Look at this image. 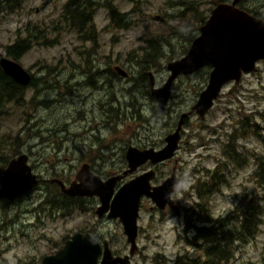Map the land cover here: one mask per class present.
<instances>
[{"label": "rangeland", "instance_id": "374dc122", "mask_svg": "<svg viewBox=\"0 0 264 264\" xmlns=\"http://www.w3.org/2000/svg\"><path fill=\"white\" fill-rule=\"evenodd\" d=\"M0 1V56H6V46L28 37L27 29L36 32L31 47L17 61L35 84L25 87L23 108L13 102L0 107V130L6 135L8 156L17 149L19 135V151L28 156L39 179L16 200L0 199L10 204L6 210L0 206V264H40L44 255L55 253L76 232L92 233L106 239L112 250L128 253L120 220L96 215V196L65 198L49 179L68 184L83 164L107 179L127 169L128 146L164 145L180 114L191 111L205 88L211 67L179 75L161 112L155 109L157 100L151 97L143 72H151L154 87H161L169 75L167 63L183 56L191 44L187 32L199 34L200 17L194 19L188 11L182 16L184 9L173 2L177 0H89L92 20L80 21L77 28L64 18L68 0H19L20 6L11 10L2 9L5 3ZM215 1L199 0L198 10L208 18L222 2ZM111 5L124 20L111 22ZM238 6L264 11V0H240ZM151 39L164 55L146 62L147 52L153 50ZM223 86L203 117L191 111L185 118L174 156L156 165L152 184L161 183L175 167L181 185L172 197L178 209L166 205L162 210L149 198L141 199L138 251L131 264H174L177 258L196 256L202 262L203 250L188 246L186 238L193 231L186 230L184 220L194 218V204L200 202L193 191L195 179L208 180L219 165L222 184L206 199L212 219L234 212L239 219L263 193L258 175L264 162V62L239 82ZM150 167L154 166L145 164L123 175L118 185ZM229 220L237 227L236 219ZM261 221L257 235L237 242L224 264L261 263L264 209Z\"/></svg>", "mask_w": 264, "mask_h": 264}, {"label": "water", "instance_id": "95a60500", "mask_svg": "<svg viewBox=\"0 0 264 264\" xmlns=\"http://www.w3.org/2000/svg\"><path fill=\"white\" fill-rule=\"evenodd\" d=\"M238 3L239 0L216 3L206 21L199 26V34L192 40L185 55L167 63L170 74L161 87H153V75L148 73L150 93L157 100V112H161L167 104L177 76L190 75L210 66L207 84L191 107L199 117H203L226 82H238L242 72L253 71L256 62L264 59V21L240 8ZM0 69L20 86L26 87L31 81L30 73L19 62L6 56H0ZM115 69L122 76L127 75L121 68ZM189 113L180 114L174 131L164 137L165 143L161 148L128 146L124 154L127 169L122 175L101 179L90 170L88 164H83L67 187L59 178L54 177L49 181L70 196H96L99 201L95 210L97 216L101 217L107 212V217L120 220L129 244V254L133 255L137 251V219L141 198H150L159 209L168 205L176 210L172 196L179 188L180 178L173 167L170 176L160 184L153 185L151 181L155 177V170L151 167L117 188L116 185L123 175L145 164L155 166L170 160L178 148L180 131ZM38 182L37 175L28 164V156L20 153L11 158L1 172L0 199L14 201L32 190ZM128 259L127 255H113L107 241L101 243L91 233L76 232L62 248L43 256L40 264H125Z\"/></svg>", "mask_w": 264, "mask_h": 264}, {"label": "trees", "instance_id": "16d2710c", "mask_svg": "<svg viewBox=\"0 0 264 264\" xmlns=\"http://www.w3.org/2000/svg\"><path fill=\"white\" fill-rule=\"evenodd\" d=\"M88 1L89 0H68L64 4V18L65 20L69 21L70 25L76 24L77 28H81V22H84L86 20H88L89 22L92 20L93 12H91V7H89L88 10ZM216 1L223 2L225 0ZM3 2L5 4L2 5L1 8H5L6 10H11L14 7L16 8L20 6L19 0H3ZM173 2L178 4L181 9H184V11L181 12L182 16H184L185 11H188L194 19L200 17L199 22H205L207 16L202 15L198 10L199 5L202 3L199 2V0H177ZM247 11L255 16L264 18V11H259L256 8H251V10L247 9ZM108 12L111 22L119 23L124 20L123 15H118L117 10L114 6L111 5V8L108 9ZM195 27L196 25L194 26V28ZM27 31L28 37L19 38L13 44L5 47L6 57L18 61V59L28 51V49L32 45L31 40L35 39L33 38V35L36 34V32H32L29 29H27ZM174 32L177 33L175 29ZM187 34V37L189 40H191V42L196 37L189 33V31L187 32ZM151 42L153 43V50L147 52L145 58L146 62H154V60L159 56L164 55V53L161 51V47H159V49L155 47L154 39H151ZM143 74L146 78V87L149 88V83L147 80L148 73L143 72ZM34 84L35 78L33 77L28 87L33 86ZM30 99H32V97ZM7 102H13V104L17 108H23L25 103L27 102V99L25 98V87L20 86L19 84L12 81L0 69V107H2ZM0 117H3L2 113H0ZM15 137L18 141V147L16 150H12V155L8 156L4 152V142H6V135L0 130V174L1 171L5 168L7 162L14 156L20 154V137L19 135H16ZM259 166L260 168L258 176L261 180H259L258 182L259 184H261L264 183V172H262L264 162H260ZM220 169L221 168L219 165L214 170V173L211 171L208 180H202L200 178L195 179V186L193 191L200 202L194 204L195 208H197L193 212L194 218L190 217L189 219L184 220L186 230L189 231V229H192L191 231H193V235L188 239L186 238V241L189 243L188 246L203 250L202 262L198 261L200 260V256H196L194 258H189L186 261L182 260L181 258H177L174 264H224L231 258L232 251L234 250L235 246H237V242L246 243L250 239L254 238L259 231V226L262 222L261 215L264 209V191L259 196V198H257L256 204H249L246 207L239 219L237 216H235L236 212H234L232 216H226L224 218L220 217L217 219H212L211 217H209V206L207 205L206 199L211 191L217 189L222 184ZM205 172L208 171L206 170ZM61 195L63 194L61 193ZM9 205V202H7L6 200H0V206L2 207V209L6 210ZM236 209H238V206L236 207ZM231 218L233 220L238 219L236 224L237 227L234 226L233 221L229 220ZM201 243H203V247ZM260 264H264V257Z\"/></svg>", "mask_w": 264, "mask_h": 264}, {"label": "flooded vegetation", "instance_id": "af4514ba", "mask_svg": "<svg viewBox=\"0 0 264 264\" xmlns=\"http://www.w3.org/2000/svg\"><path fill=\"white\" fill-rule=\"evenodd\" d=\"M240 8H243V9H245V10L247 11V9L244 8V7H240ZM249 13H250V12H249ZM257 17H259V16H257ZM260 18H263V17H260ZM263 20H264V18H263ZM262 62H264V61H262ZM30 75H31V74H30ZM32 78H33V77H32V75H31V79H32ZM223 87H224V86H223ZM221 90H222V89H221ZM220 93H221V91H220ZM220 93H219V94H220ZM218 96H219V95H218ZM217 98H218V97H217ZM214 101H215V100H214ZM213 103H214V102H213ZM211 108H212V107H211ZM148 164H149V163H148ZM158 164H160V163H158ZM158 164H156V165H158ZM150 165H151V164H150ZM156 165H155L154 167H152V168H154V170H155V168H156ZM89 168H90V167H89ZM150 168H151V167H150ZM147 170H148V169H147ZM145 171H146V170H145ZM115 175H117V174H115ZM121 175H122V174H121ZM137 175H138V174H137ZM155 175H156V170H155ZM135 176H136V175H135ZM132 178H133V177H132ZM154 178H155V177H154ZM154 178H153V179H154ZM74 179H75V177H74ZM74 179H73V180H74ZM153 179H152V180H153ZM61 180H62V179H61ZM73 180H72V181H73ZM120 180H121V179H120ZM120 180H119V181H120ZM62 181H63V180H62ZM119 181H118V182H119ZM127 181H128V180H127ZM125 182H126V181H125ZM49 183H51V182H49ZM63 183L65 184V186H68V185H69V183L66 184L64 181H63ZM123 183H124V182H123ZM51 184H55V183H51ZM121 184H122V183H121ZM121 184L118 185V183H117L116 188H117L118 186H120ZM151 184H152V181H151ZM158 184H160V183H158ZM158 184H153V185H158ZM55 185H57V184H55ZM180 185H181V180H180ZM57 186H58V185H57ZM58 187H59V186H58ZM59 191L61 192L60 187H59ZM176 192H177V191H176ZM176 192H175V193H176ZM61 193L64 195L65 198H67V197H74V198H77V197H84V198L89 197V196H69V195H67V194H65V193H63V192H61ZM175 193H174V194H175ZM142 198H143V197H142ZM142 198H141V199H142ZM146 198H147V197H146ZM174 204H175V201H174ZM175 205H176V204H175ZM97 206H98V205H97ZM97 206H96V207H97ZM176 206H177V205H176ZM64 207H65V208L67 207V203L64 204ZM166 207H167V206H166ZM166 207H165V208H166ZM168 207H169V206H168ZM165 208H164V209H165ZM169 208H170V207H169ZM177 209H178V206H177ZM177 209H176V210H177ZM95 210H96V209H95ZM95 213H96V212H95ZM96 215H97V214H96ZM103 216H106V217H107V214L105 213ZM103 216H101V217H103ZM108 218H109V217H108ZM88 233H89V232H88ZM91 234H92V233H91ZM92 235H93V234H92ZM94 236H95V235H94ZM95 237L98 239L97 236H95ZM66 240H67V239H66ZM66 240H65V241H66ZM98 240H99L101 243H103L104 240L107 241L106 239H102V240L98 239ZM107 242H108V241H107ZM64 243H65V242H64ZM108 245H109V247H110L109 242H108ZM63 246H64V244L62 245V247H63ZM62 247H61V248H62ZM110 249H111V248H110ZM58 250H59V249H58ZM111 250H112V249H111ZM137 251H138V249H137ZM137 251H136V253H137ZM55 252H56V251H55ZM136 253H135V254H136ZM112 254L115 255V256H119V257H123V256L127 255V256L129 257V259H128V262L125 263V264H131V263H132V261H131V260H132V257L135 255V254L130 255V254H129V249H128V253H127V252L124 253V250H117V251H116V250H112ZM48 255H49V254H48ZM44 256H45V255H44ZM40 260H41V259H40ZM21 264H22V263H21ZM118 264H120V263H118Z\"/></svg>", "mask_w": 264, "mask_h": 264}, {"label": "bare ground", "instance_id": "6f19581e", "mask_svg": "<svg viewBox=\"0 0 264 264\" xmlns=\"http://www.w3.org/2000/svg\"><path fill=\"white\" fill-rule=\"evenodd\" d=\"M239 1H240V0H239ZM251 14H252V13H251ZM209 15H210V14H209ZM252 15H253V14H252ZM254 16H255V15H254ZM256 17H257V16H256ZM258 18H260V17H258ZM261 19L263 20V18H261ZM205 21H206V20H205ZM263 21H264V20H263ZM186 52H187V51H186ZM184 55H185V54H184ZM172 61H173V60H172ZM262 61H264V59L257 61L256 64H255V68H256L257 63H258V62H262ZM255 68H254V70H255ZM254 70H253V71H254ZM253 71H250V72H253ZM168 72H169V70H168ZM196 72H197V71H196ZM250 72H242V74H241V76H240V79H241V77H242L243 74H247V73H250ZM149 73H151V72H149ZM169 74H170V72H169ZM193 74H194V73H193ZM120 75H121V74H120ZM190 75H191V74H190ZM123 77H126V76H123ZM177 77H178V76H177ZM176 79H177V78H176ZM240 79H239V81H240ZM174 81H175V80H174ZM232 81L235 82L234 80H231V81H228V82H232ZM239 81H238V82H239ZM228 82H226V83H228ZM148 83H149V77H148ZM226 83H225V84H226ZM235 83H237V82H235ZM225 84H224V85H225ZM153 87H154V85H153ZM154 88H159V87H154ZM222 88H223V87H222ZM149 93H150V86H149ZM150 95H151V93H150ZM151 97H153V96L151 95ZM217 97H218V96H217ZM153 98H154V97H153ZM216 99H217V98H216ZM216 99H215V100H216ZM213 102H214V101H213ZM42 105H43V104H42ZM212 106H213V105H212ZM191 107H192V106H191ZM155 109H156V108H155ZM209 109H210V108H209ZM191 111H192V110H191ZM191 111H190V113H191ZM207 111H208V110H207ZM193 112H194V111H193ZM190 113H189V114H190ZM194 113H195V112H194ZM195 114H196V113H195ZM205 114H206V113H205ZM205 114H204V115H205ZM196 115H197V114H196ZM188 116H189V115H188ZM197 116H198V115H197ZM198 117H199V116H198ZM183 125H184V123H183ZM173 131H174V130H173ZM164 142H165V141H164ZM178 145H179V144H178ZM149 148H150V147H149ZM125 151H126V150H125ZM28 164H29V163H28ZM31 168H32V167H31ZM171 171H172V170H171ZM131 173H132V172H131ZM170 174H171V173H170ZM175 174H176V170H175ZM0 175H1V174H0ZM176 176H177V175H176ZM134 177H135V176H134ZM177 177H178V176H177ZM121 178H122V177H121ZM66 187H67V186H66ZM60 190H61V189H60ZM176 191H177V190H176ZM61 192H62V191H61ZM174 193H175V192H174ZM174 193H173V194H174ZM69 196H70V195H69ZM147 198H148V197H147ZM3 199H5V198H3ZM149 199H150V198H149ZM150 200H151V199H150ZM152 202H153V201H152ZM140 203H141V202H140ZM153 203H154V202H153ZM155 206H156V205H155ZM156 207H157V206H156ZM165 207H166V206H165ZM139 208H140V207H139ZM157 208H158V207H157ZM162 210H163V209H162ZM172 210H173V209H172ZM106 213H107V212H106ZM138 217H139V216H138ZM117 219H118V218H117Z\"/></svg>", "mask_w": 264, "mask_h": 264}]
</instances>
